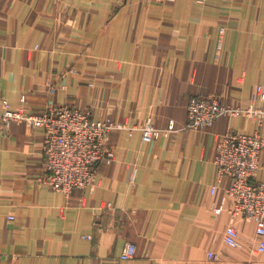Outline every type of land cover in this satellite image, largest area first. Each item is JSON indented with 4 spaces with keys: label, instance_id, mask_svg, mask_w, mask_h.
<instances>
[{
    "label": "crops",
    "instance_id": "1",
    "mask_svg": "<svg viewBox=\"0 0 264 264\" xmlns=\"http://www.w3.org/2000/svg\"><path fill=\"white\" fill-rule=\"evenodd\" d=\"M258 85L264 0H0V108L68 104L123 125L93 182L65 194L41 180L42 130L0 122V264H264L254 251L264 235L230 216L213 162L224 133L264 136V121L185 126L192 97L264 108ZM147 119L159 129L149 141ZM259 165L264 182V150ZM229 224L236 248L223 242ZM127 242L135 255L124 260Z\"/></svg>",
    "mask_w": 264,
    "mask_h": 264
},
{
    "label": "built area",
    "instance_id": "2",
    "mask_svg": "<svg viewBox=\"0 0 264 264\" xmlns=\"http://www.w3.org/2000/svg\"><path fill=\"white\" fill-rule=\"evenodd\" d=\"M170 2L174 0H154ZM223 28L220 33H223ZM253 100H264V90L256 86ZM244 114L264 121V108L251 105L241 108L224 104L215 96L192 97L186 105V124L189 129H199L210 125L222 115ZM24 122L29 126H37L42 130V155L44 173L41 177L53 191L67 194L74 188H84L93 182L97 164L112 158L105 147L106 136L112 129H121L122 124L111 120H102L91 115L87 110L68 104L50 103L41 113L28 114L24 110L10 109L8 103L2 101L0 122ZM133 129V128H131ZM142 138L149 141L156 137V129L147 119L139 127ZM264 150V136L257 130L246 133L229 130L224 133L215 146L213 162L216 167V180L228 178L224 189L231 198L232 206L228 209L230 216H239L255 222L256 234L264 235V182L256 180L259 156ZM216 185L211 192L214 193ZM217 207L216 211H220ZM237 229L229 224L226 226L223 242L229 248L237 246ZM254 251L264 252V240L259 239ZM135 255V245L125 243L121 250V259H130ZM207 258L218 260L220 252L208 251ZM243 264V263H240Z\"/></svg>",
    "mask_w": 264,
    "mask_h": 264
},
{
    "label": "rangeland",
    "instance_id": "3",
    "mask_svg": "<svg viewBox=\"0 0 264 264\" xmlns=\"http://www.w3.org/2000/svg\"><path fill=\"white\" fill-rule=\"evenodd\" d=\"M46 107H47V106H46ZM46 107H45V108H46ZM45 108H44V109H45ZM44 109H43L42 111H44ZM42 111H41V112H42ZM41 112H40V113H41ZM26 113H28V114H33L34 112H26ZM102 120H103V119H102ZM21 122H22V121H21ZM23 123H24V122H23ZM28 126H29V125H28ZM30 127H32V126H30ZM33 127L38 128L37 126H33ZM109 132H110V131H109ZM109 132H108V133H109ZM106 137H107V136H106ZM111 154L113 155V153H111ZM104 160H106V159H104ZM98 164H99V163H98ZM98 164H97V166H98ZM97 166H96V167H97ZM94 177H95V176H94ZM93 180H94V179H93Z\"/></svg>",
    "mask_w": 264,
    "mask_h": 264
}]
</instances>
